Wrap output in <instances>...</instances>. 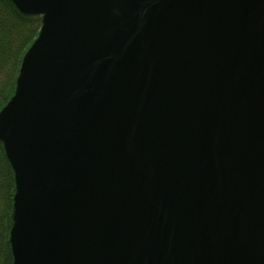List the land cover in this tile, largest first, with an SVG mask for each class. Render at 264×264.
<instances>
[{
    "label": "water",
    "instance_id": "water-1",
    "mask_svg": "<svg viewBox=\"0 0 264 264\" xmlns=\"http://www.w3.org/2000/svg\"><path fill=\"white\" fill-rule=\"evenodd\" d=\"M13 1L14 264H264V0Z\"/></svg>",
    "mask_w": 264,
    "mask_h": 264
},
{
    "label": "trees",
    "instance_id": "trees-1",
    "mask_svg": "<svg viewBox=\"0 0 264 264\" xmlns=\"http://www.w3.org/2000/svg\"><path fill=\"white\" fill-rule=\"evenodd\" d=\"M42 24L43 16L22 12L13 0H0V112L16 92L22 61ZM16 192V173L0 140V264L15 262L11 231Z\"/></svg>",
    "mask_w": 264,
    "mask_h": 264
}]
</instances>
